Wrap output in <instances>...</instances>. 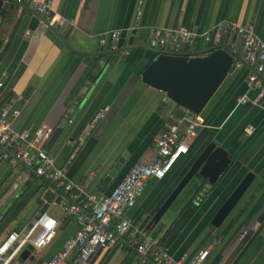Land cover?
<instances>
[{
	"label": "crops",
	"instance_id": "obj_1",
	"mask_svg": "<svg viewBox=\"0 0 264 264\" xmlns=\"http://www.w3.org/2000/svg\"><path fill=\"white\" fill-rule=\"evenodd\" d=\"M51 1V16L42 17L48 23L53 17V28L30 6L3 0L8 8L0 12V108L18 110L16 116H10L11 126L18 131H33L41 125L53 128V132L63 130L67 116L71 117L61 138L53 145L46 141L43 147L52 157L53 167H60L86 133L66 172L69 181L84 185L85 194L95 195L103 176L121 153L127 152L122 168L102 195L108 194L134 163L152 158L160 131L185 115L182 107L167 102L161 91L140 79L158 49L152 28L184 25L194 29L198 37L191 53L216 44V28L226 22L252 25L264 38V0H141V4L139 0ZM138 10L142 12L139 18ZM112 31L119 32L116 41L109 36ZM205 33L213 44L204 40ZM225 37L240 59L239 37L223 33ZM113 43L118 52L104 64L102 54L112 50ZM250 71L247 64L229 70L198 114L202 123L189 137V152L164 178L146 184L136 204L126 211L132 222L127 233L115 245L101 250L91 264L108 261L118 248L121 252L115 261L120 258V262L125 252L129 253L126 243L133 246L140 242L135 223L158 206L213 139L229 150L231 164L210 188L206 180L197 177L187 183L184 189L189 188L178 195L172 212L201 200L197 210L202 214L169 244L165 239L157 244L176 259L183 252L191 256L207 248L205 264H264V97L257 103L241 102L257 93L247 81ZM103 107L109 108L105 116L90 128L92 116ZM247 172L254 174L251 185L222 224L213 227L210 220L215 207ZM46 189L63 197L61 189L51 187L23 164H11L8 152L0 150V240L11 230L24 228L38 212L46 211L57 220L53 241L34 249L33 260L21 264H45L77 231L76 220L62 211V198L59 204L42 199ZM243 230L247 232L241 238Z\"/></svg>",
	"mask_w": 264,
	"mask_h": 264
},
{
	"label": "built area",
	"instance_id": "obj_2",
	"mask_svg": "<svg viewBox=\"0 0 264 264\" xmlns=\"http://www.w3.org/2000/svg\"><path fill=\"white\" fill-rule=\"evenodd\" d=\"M15 1L30 6L39 16H51V0ZM141 3L139 0V4ZM141 13V10L137 11V18ZM52 20L49 24L54 26ZM216 31L218 35L225 33L239 36L242 57L236 60L233 66L236 68L244 64L250 66L252 71L247 74V81L250 86L257 89L252 99L243 97L241 102L257 103L264 97V38L255 33L252 25L241 26L235 22L223 23L217 26ZM150 33L159 50L176 53H191L198 37L194 29L184 25L176 28L154 27ZM109 36L116 41L119 32L112 31ZM203 36L206 42H212L209 34L205 33ZM105 42L104 37L101 43ZM115 48L113 43L112 49ZM2 99L3 94L0 91V101ZM108 109L103 107L98 110L92 116L89 127L93 128ZM184 111L185 115L174 119L160 131L154 142L155 153L148 162L134 163L108 194L96 197L93 194H85L83 184L73 183L66 176L68 166L74 158L75 151L82 146L86 133L80 137L66 162L60 167H53L52 157L43 147L50 139L53 128L41 125L33 131H18L11 126L10 120V116L18 114V110L9 106L0 108V150L8 152L11 164L21 163L32 169L37 176L54 184L58 190L61 189L63 193L61 198L64 202L62 211L72 216L77 223L76 233L67 237L61 248L45 264H91L97 252L120 241L132 224L130 218L126 216V211L136 204L146 184L152 179L164 178L176 161L189 152V137L194 136V130L202 120L199 115L186 109ZM56 227L57 220L46 211L36 213L24 228L11 230L0 240V264H14L28 244L34 249L48 246L56 235ZM246 232L243 230L240 237H244ZM139 235L140 242L134 243L139 264H205L208 258L209 250L200 248L191 256L183 252L176 259L146 234Z\"/></svg>",
	"mask_w": 264,
	"mask_h": 264
},
{
	"label": "water",
	"instance_id": "obj_3",
	"mask_svg": "<svg viewBox=\"0 0 264 264\" xmlns=\"http://www.w3.org/2000/svg\"><path fill=\"white\" fill-rule=\"evenodd\" d=\"M7 8L8 2L0 0V12ZM39 18L45 25L53 28L44 17L39 16ZM217 39L216 44L212 43L213 45H210V42L208 48L192 53H176L157 49L155 57L140 74V79L148 86L161 91L166 96L167 102H173L195 115L200 114L229 70L234 67V62L239 60L238 55L230 47L228 41H224L223 34L218 35ZM117 52V49L105 51L102 54L104 58L101 60L104 64L110 63ZM67 117L68 119L71 118L70 116ZM68 119L65 120L63 130L56 129L52 133L48 140L49 144L53 145L61 138L66 126H68ZM198 129L195 128L194 131L197 132ZM127 156V152L121 153L112 164L94 192L96 197H100L112 183ZM230 164V152L225 145L214 139L210 140L194 161L188 165L186 171L169 194L155 209L146 213L135 223L138 230L136 234H146L156 243L165 239L164 241L169 244L170 239L176 237L183 230L199 208L198 201H191L181 210L172 212L173 202L187 183L193 177H197L199 180H206L208 188H210L217 183ZM253 179L254 174L252 172H247L243 176L212 216L210 224L213 227H219L230 215ZM49 185L52 187V183L49 182ZM42 199L47 203L54 201L59 204L61 196H55L54 191L46 189L42 194ZM126 244L129 245V243ZM33 250V246L28 244L18 255V261L23 263L26 259L33 260L34 256L31 254ZM120 252L121 248H118L106 264H114L115 258ZM98 254L99 252L96 256Z\"/></svg>",
	"mask_w": 264,
	"mask_h": 264
},
{
	"label": "rangeland",
	"instance_id": "obj_4",
	"mask_svg": "<svg viewBox=\"0 0 264 264\" xmlns=\"http://www.w3.org/2000/svg\"><path fill=\"white\" fill-rule=\"evenodd\" d=\"M189 186L190 185H188V187H186V188H189ZM185 188V189H186ZM185 189H184V191H185ZM183 191V192H184ZM182 192V193H183ZM178 205V201H177V199L173 202V204H172V206H171V209L173 208V207H176ZM202 214V210L201 211H196L195 213H194V215L192 216V218L189 220V222H188V224L183 228L184 229V231L188 228V226L190 225V224H192L193 222H195V220L197 219V218H199V216ZM129 256L133 259V263L135 264V263H137V264H139V262H137V259H136V253H135V251H130L129 252ZM119 260H120V258H117L116 259V261L114 262V264H118V262H119ZM28 261H29V259H28ZM107 261V260H106ZM106 261H103V262H100V263H97V264H105V262ZM29 263V262H28ZM14 264H21L19 261H18V258H17V260L14 262Z\"/></svg>",
	"mask_w": 264,
	"mask_h": 264
},
{
	"label": "trees",
	"instance_id": "obj_5",
	"mask_svg": "<svg viewBox=\"0 0 264 264\" xmlns=\"http://www.w3.org/2000/svg\"><path fill=\"white\" fill-rule=\"evenodd\" d=\"M226 40H228V38L227 37H225L224 38V41H226ZM199 189V188H198ZM198 189L195 191V193H197L198 192ZM3 193V192H2ZM195 195V194H194ZM198 202L200 203L201 202V200H198ZM220 204V203H219ZM198 207H199V205H198ZM216 209L218 208V204H217V207H215ZM215 209V210H216ZM1 220V219H0ZM159 243V242H158ZM133 246H131L130 244L127 246V248H128V250H129V252L130 251H135V245L134 244H132ZM132 261H133V259L129 256V253L128 252H125V255H124V257L122 258V260L119 262V264H131L132 263Z\"/></svg>",
	"mask_w": 264,
	"mask_h": 264
}]
</instances>
